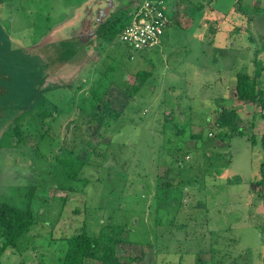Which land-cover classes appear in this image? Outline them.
I'll return each instance as SVG.
<instances>
[{"label": "rangeland", "instance_id": "374dc122", "mask_svg": "<svg viewBox=\"0 0 264 264\" xmlns=\"http://www.w3.org/2000/svg\"><path fill=\"white\" fill-rule=\"evenodd\" d=\"M142 1L0 0V205L35 216L0 264H61L82 230L123 264H264V103L231 83L255 70L264 0H150L159 45L89 39ZM222 107L254 143L215 138Z\"/></svg>", "mask_w": 264, "mask_h": 264}, {"label": "trees", "instance_id": "16d2710c", "mask_svg": "<svg viewBox=\"0 0 264 264\" xmlns=\"http://www.w3.org/2000/svg\"><path fill=\"white\" fill-rule=\"evenodd\" d=\"M240 1V0H238ZM213 9V10H212ZM209 10L214 11V8ZM130 21L129 11L117 12L97 28V37L104 33L105 29L112 28V35L118 37V34ZM214 26L216 23H214ZM211 24V23H210ZM214 29V28H213ZM211 31V30H210ZM208 33V32H207ZM209 34V33H208ZM93 42V39H91ZM262 45L254 50L253 73L239 71L235 73V101L239 105L264 103V93L258 89L256 81L257 76H264L263 61L258 56L264 53V39H261ZM239 109L224 108L218 110L219 115L216 124L219 128L215 133V138L225 142L227 138L234 136H247L251 143L255 142L254 125L247 131L237 127L235 121L239 118ZM220 130V131H219ZM228 130V131H226ZM199 136H192L195 140H200ZM261 144L264 150V125L261 134ZM261 171L264 174V162L261 165ZM259 183H264L261 179ZM35 224V216L31 210H21L6 203L0 205V229L2 242L0 243V258L6 249H14L19 241L30 231ZM65 248L61 264H123L116 255V243L110 239H100L91 237L82 230L65 239Z\"/></svg>", "mask_w": 264, "mask_h": 264}, {"label": "built area", "instance_id": "2783aa9c", "mask_svg": "<svg viewBox=\"0 0 264 264\" xmlns=\"http://www.w3.org/2000/svg\"><path fill=\"white\" fill-rule=\"evenodd\" d=\"M169 24L167 7L161 2L143 0L130 14L118 39L133 51L152 48L160 44Z\"/></svg>", "mask_w": 264, "mask_h": 264}, {"label": "crops", "instance_id": "0c3cea01", "mask_svg": "<svg viewBox=\"0 0 264 264\" xmlns=\"http://www.w3.org/2000/svg\"><path fill=\"white\" fill-rule=\"evenodd\" d=\"M125 3H127V1H126ZM138 5H139V4L135 3V5H133V7H131L130 4H126V7H125V8H123V9L118 8V10H117L115 13H113V14H116L118 11H119V12H124L123 10H125V11H129V15H130V14L134 11L135 7H137ZM116 7H117V6H116ZM114 9H115V8L113 7V10H114ZM113 10H112V11H113ZM172 10H173V7L170 8V11H172ZM111 13H112V12H111ZM113 14H112V15H113ZM48 17H49V16L46 15V16L44 17V19L48 20V19H49ZM68 18H69V16H65V19H63V20H61V21H65V20H67ZM105 22H106V21L102 22L101 24H104ZM101 24H100V25H101ZM55 25H57V23H56ZM90 33L93 34V37H91V36H92V35H91L89 39H90V40H91V39H96V36H97V30H96V28H95L94 30H92ZM47 34H48V33H47ZM102 35H104V37H106V36H105V33H102ZM102 35H101V36H102ZM164 36H165V34H164ZM46 38H47V35L45 36V39H46ZM29 64H30L31 67H32V60H30ZM234 80H235V76L232 77V82H231L232 84H234Z\"/></svg>", "mask_w": 264, "mask_h": 264}, {"label": "flooded vegetation", "instance_id": "af4514ba", "mask_svg": "<svg viewBox=\"0 0 264 264\" xmlns=\"http://www.w3.org/2000/svg\"><path fill=\"white\" fill-rule=\"evenodd\" d=\"M89 47H90V46H89ZM89 47H88V49H90ZM84 52H86V50H85ZM84 52H83V53H84Z\"/></svg>", "mask_w": 264, "mask_h": 264}]
</instances>
